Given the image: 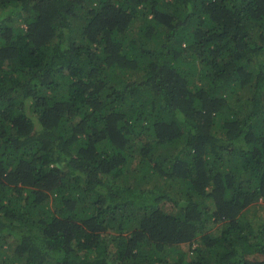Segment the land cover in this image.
<instances>
[{
	"label": "trees",
	"instance_id": "trees-1",
	"mask_svg": "<svg viewBox=\"0 0 264 264\" xmlns=\"http://www.w3.org/2000/svg\"><path fill=\"white\" fill-rule=\"evenodd\" d=\"M0 264H264V0H0Z\"/></svg>",
	"mask_w": 264,
	"mask_h": 264
},
{
	"label": "rangeland",
	"instance_id": "rangeland-1",
	"mask_svg": "<svg viewBox=\"0 0 264 264\" xmlns=\"http://www.w3.org/2000/svg\"><path fill=\"white\" fill-rule=\"evenodd\" d=\"M254 213H255V211H253L252 214H250V216L254 217V215H253ZM217 230H218V232H220V230H221V226L220 225H217Z\"/></svg>",
	"mask_w": 264,
	"mask_h": 264
}]
</instances>
